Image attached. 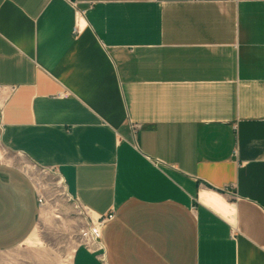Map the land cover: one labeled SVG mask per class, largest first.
<instances>
[{"label":"crops","instance_id":"1","mask_svg":"<svg viewBox=\"0 0 264 264\" xmlns=\"http://www.w3.org/2000/svg\"><path fill=\"white\" fill-rule=\"evenodd\" d=\"M0 87L5 147L114 213L73 264H264V0H0ZM41 211L0 164V251Z\"/></svg>","mask_w":264,"mask_h":264},{"label":"rangeland","instance_id":"2","mask_svg":"<svg viewBox=\"0 0 264 264\" xmlns=\"http://www.w3.org/2000/svg\"><path fill=\"white\" fill-rule=\"evenodd\" d=\"M33 182L46 198L36 231L21 246L0 251V264H73L84 233L96 227L91 217L52 173L33 170ZM39 239V240H38ZM38 240V241H37Z\"/></svg>","mask_w":264,"mask_h":264},{"label":"built area","instance_id":"3","mask_svg":"<svg viewBox=\"0 0 264 264\" xmlns=\"http://www.w3.org/2000/svg\"><path fill=\"white\" fill-rule=\"evenodd\" d=\"M84 30V27L77 23L76 27L74 28V34L79 36ZM4 88L0 87V95L3 93ZM8 93H13L16 91V87H10L9 89H5ZM4 90V91H5ZM67 95H64L63 97H66ZM3 103H0V127L4 130V108ZM0 164H5L8 166H16L24 175H26L32 182H33V175L28 174L29 169H33L36 171H41L43 173H52L59 177L60 182L63 183L64 179L60 176V173L57 171L56 168H44L40 167L39 165L32 163L29 161L26 156L21 152H12L9 149H7L2 141V138H0ZM63 180V181H62ZM34 183V182H33ZM35 185V184H34ZM65 185V181H64ZM36 186V185H35ZM37 197H38V204L41 209H43L46 205V198L41 193V191L37 188ZM69 194V192H68ZM70 195V194H69ZM74 199V198H73ZM76 200V199H75ZM77 203L80 204L78 200H76ZM81 205V204H80ZM83 209L88 213V215L91 217V211L89 209H86L81 205ZM114 213H109L107 215H97V223L100 226V229L102 230L109 222H111L114 219ZM92 223L94 222L93 218L91 217ZM101 234V233H100ZM91 234L89 230L87 233H84V243L83 245L90 251V252H100L102 250L101 244L99 242L100 236L98 238V241L92 240ZM100 260L102 263H105V256L99 255Z\"/></svg>","mask_w":264,"mask_h":264},{"label":"bare ground","instance_id":"4","mask_svg":"<svg viewBox=\"0 0 264 264\" xmlns=\"http://www.w3.org/2000/svg\"><path fill=\"white\" fill-rule=\"evenodd\" d=\"M82 27H83V25H82ZM32 172H33V169L32 168L28 170V174L29 175H31ZM202 201L204 203H206L208 206H210L216 212H218L221 215H223L226 218H228L229 221H231V222L233 221L232 215L234 214V212L232 211V207H230L229 205H227V203L221 197H219L218 195H216V194H214L212 192H205L202 195ZM91 217L94 220V222H93L94 226H96L92 230V235H91L92 237L91 238H92V240L98 241V238H99V235H100V226H99V224L96 221L97 220V215L91 214ZM29 242L30 243H34L35 241L31 239V240H29Z\"/></svg>","mask_w":264,"mask_h":264}]
</instances>
